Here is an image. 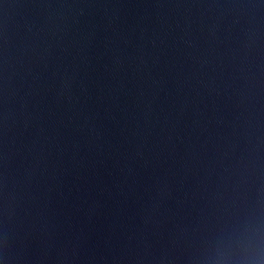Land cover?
<instances>
[{
    "label": "water",
    "instance_id": "95a60500",
    "mask_svg": "<svg viewBox=\"0 0 264 264\" xmlns=\"http://www.w3.org/2000/svg\"><path fill=\"white\" fill-rule=\"evenodd\" d=\"M264 210V0H0V261L203 264Z\"/></svg>",
    "mask_w": 264,
    "mask_h": 264
},
{
    "label": "clouds",
    "instance_id": "9594fccd",
    "mask_svg": "<svg viewBox=\"0 0 264 264\" xmlns=\"http://www.w3.org/2000/svg\"><path fill=\"white\" fill-rule=\"evenodd\" d=\"M203 264H264V210L245 215L224 229Z\"/></svg>",
    "mask_w": 264,
    "mask_h": 264
}]
</instances>
